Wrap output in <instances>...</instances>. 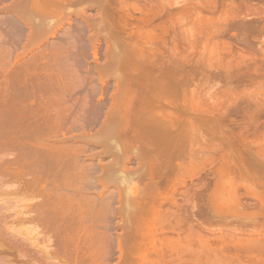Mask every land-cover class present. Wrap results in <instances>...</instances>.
<instances>
[{"label":"rangeland","instance_id":"obj_1","mask_svg":"<svg viewBox=\"0 0 264 264\" xmlns=\"http://www.w3.org/2000/svg\"><path fill=\"white\" fill-rule=\"evenodd\" d=\"M71 1L72 0H70L69 5L67 4L66 6V8L68 7L67 10L63 11V8H60V7L59 9H62L61 10L62 14H60L61 15L60 17H64L66 16V14H69L71 16V19H72L71 24L73 25L74 29L77 26H79L78 25L79 21L74 20L75 15H78L84 9L87 10L88 6H89V9L87 11L85 10L87 12L85 16L90 17L88 15H91V17H94L92 18V20L99 18L100 23L90 28L89 33L88 32L85 33L84 41L79 44H77V42H75L72 38V36L74 35L73 30L68 29L66 30L67 33H65L64 31L65 33L64 34L63 31H61L58 34L55 41L48 42V44L47 45L45 44L44 47H43L44 45L43 44L42 48H40L41 51L43 49V53L46 57L44 56L45 59L42 61L40 60V63L37 67V72H36L37 100H38L39 108L48 109V112L50 114V119H49L50 124L49 125H51V136L48 139V141L45 142L44 137H41V134H38L37 136H35L36 139H34V145H32L33 140L31 141L29 140V142H31L30 146L31 147L34 146V148H36L35 146H37L36 145V142H37V143H41L42 145L48 144L50 146H53L54 147V148L52 147L53 149H55L56 147L57 148L56 150H58V148L59 150L61 149V151L62 149H64L63 152H65L66 155L61 154V153L60 154L66 156V157L64 156L65 158L64 157L63 158L68 161L67 163L68 165L67 166L63 165L62 168H64V166L66 167L64 169H61L62 171L60 170V172L57 170H54L52 174L53 176H50L48 178V176H46L45 174H44L45 176L42 175V171H43L42 167H40V164H38V161L34 162L33 159H35L36 157L34 158L32 156L33 157L32 158L31 154L33 152L27 150V148L25 149L27 151L26 152L24 151V153L28 155L27 152L28 151L31 152L29 154L31 159L29 160L28 156L26 157L32 163L27 161L29 163L28 164L25 161L26 159H24V161L22 162L24 164L27 163L28 165L30 164L32 165L34 162L35 164L37 163L39 165L41 169L40 174L36 171L39 175H41L39 177L40 178L39 181L41 182L43 181L41 179L42 176L44 180L45 179L47 180L44 183L46 184V182H48L47 185L48 184L50 185L48 186L49 187L48 189L49 191L53 192L51 193L52 197L53 196L61 197L60 195L64 196V193H62L63 191H61L63 188H67L68 191L66 189L64 190L67 191L65 193L69 194L72 192V191L70 192V190L74 191L75 189L77 190V188L79 189L81 187V189L79 190H81L80 192L84 193L83 196L86 197V200H84V198L82 199L84 200V202L85 201L87 202L83 204L85 205L87 204L86 207L88 209V214L92 217V223H93L92 233L90 234L88 233L89 235L88 234L87 235L88 236L93 235L94 237H96L95 241L93 242V244L96 245V248L98 249L97 250L96 248H94L93 250V251L96 250V252L94 253L97 254V259L95 258L96 254L93 258L94 261L97 260V262L95 263L96 264H180V263L188 264L186 262L187 261L186 258H188L190 256V253L192 252L194 253L191 254L190 256L191 259H192V256H197V253H198L199 258L202 260L200 261V259L197 258L198 261L197 260L196 261L198 264H202L203 261L204 262L206 261L205 264H217V263L219 264H249L250 263L251 264L253 263V261L257 262V260L255 259L256 258L258 259L259 255H260L259 257L260 259L256 264L263 263L262 261H264L263 259L264 258V255H263L264 254L263 253L264 252V248H263L264 246L263 245L264 227L261 229L260 224L262 225L264 223V215H262L263 212L261 213L260 211L262 210V208H264L263 207L264 206V173H262L264 171V167L262 166L263 168H261L260 166L264 164L263 163L264 159L263 160L261 159L262 157H264L263 154H261V153H264V55H263L264 54V51H263L264 50V0H123L125 2V4L124 2L122 3L124 4L123 5L124 8L121 5H119V3L115 4L114 3L116 2L115 0H113L114 1L112 3L113 5L108 4L110 1L108 2L107 0L106 1L108 3L105 0L104 1L108 5L105 4L103 0H94V1L93 0H82V2L81 0L79 2H77L76 0H73L72 2ZM95 2L96 4L98 3L100 4L96 5L94 4ZM126 3L128 6L127 8L125 7ZM8 4L9 2H7V5ZM98 6L99 7L102 6L101 8H99L100 11L99 9L97 10ZM95 9L97 10V12H99L98 16H95V13H96L94 12ZM97 14L98 13H96V15ZM5 17H8V16L5 15ZM108 19H109V22L110 20H112V22L114 23L113 27L112 25L109 26ZM123 26L125 28L121 31L120 29L123 28ZM107 29L110 31H108ZM125 29L126 31H124ZM115 30L116 32L121 31V34H123V32L128 33L130 31L150 33V36H151L150 43L151 44L150 46L149 44L148 46L144 45V48L145 50H148L149 48H151L152 52L150 50L149 51L151 53L154 52L155 55L152 54L154 65H155V61H156V65L160 62L157 68L160 67L163 74H164V70H166L167 72L165 73V75L172 74L173 77L171 78L175 80V77H176V79L179 81L178 83L180 85H178L179 88L177 89V95H176L179 97V100H178L180 104L179 110L184 109V108H190V105L188 106L187 104H190L189 102L191 100H196V103L201 106H196L197 104L195 105V103L193 104L194 101L191 102V105L198 107V109L201 111H204L205 114L206 113L208 114L209 111L210 113H212V111L216 112L214 113V116L220 115L219 116L220 120L222 119L221 118L222 115L226 117L228 116L232 117L235 123L233 122L231 118H225V120L228 119L227 125L225 124L226 123L225 120L222 119L223 122H225L224 126L222 127H225V126L227 127L229 124L228 126L229 129L232 130L234 128L233 129L234 131L236 130L235 128H237L236 123L239 129V126L242 122H244L242 124H245L246 122L250 123L251 121L253 122V120L251 119L256 120L257 118L256 123L254 122V124H256L255 126L246 124L249 126V128H246L248 129L249 132L247 130L246 132H243V135L245 136L243 137L246 140L242 137L244 139L242 144L244 145L246 141L245 143L247 144V146L245 145L246 148H248V150H251L250 153L252 152V154L258 152L256 156L254 154L253 157L251 158L252 155L250 154L251 156H249V151L247 155L246 154L247 151H246L244 152L246 155L245 154L244 155L249 156V157L244 156L246 158L245 159L242 156L243 153L241 151V149H243L244 146L241 145L240 141L237 142L239 144V145L237 144L238 148H236L237 146H235L236 145L235 143L232 146V148L235 146V149L238 150L240 146L241 147L243 146L239 150L241 151L240 153H242L241 155L242 159L245 162H250L252 160L254 161V158H257V155L258 157L262 156V157H259V159L262 160L261 165H260V161L259 160L257 161L258 158L255 160L258 164V167L261 168L262 170L259 168H255V170L256 169H259V170L258 171L256 170L257 174H255L256 172H254L256 179L254 177H251V178H254V180L250 178L251 173L249 172L250 175H248L249 176L248 178L251 180L248 179L246 181L247 184H245L244 180L241 179V175H239L240 178H238L239 176L237 177L235 173V176L237 177L236 180H235L236 177L234 176V174H233L234 178L232 176H227L226 178L229 180V177H232V179H234L236 183L238 179L239 180L241 179L244 184L241 183L242 185H240L239 184L240 182L236 184L235 182H232L233 181L232 180L230 181L232 182L231 184H229L228 182H223L222 184L223 187H221L220 185L221 188H224L225 187L224 184L225 183L226 185L228 184L226 186L227 189H225L226 192L224 191V195H223L224 197L223 198L221 197V198H222L223 203L224 201L227 202V205H229V208H231V209L228 208L229 212L232 209L234 210L236 207L241 209V207H245V205L250 204L249 206L248 205L246 206L249 208V210H247V208H244V210L246 211V214L250 215L252 213L251 212L252 210H255L257 214L258 209L260 207V206L259 207L257 206L260 203L262 205V202L260 201L263 200V206H261L262 208L259 209V213H260L259 215H261L263 219L260 217V219L258 218L257 220V218L254 216L255 214L253 215L256 218V220L254 219L255 222L257 221L256 224H258V221H259V224L257 225L258 227H256V229L259 228L260 229L259 234L261 232L262 234L258 235L256 232L258 231V229L256 230L254 228L256 231L253 232V228L252 229L250 228L249 230H251V232L253 233L256 232V233L255 234L251 233L254 236L248 234L247 236H245L247 241H244L246 242V244H248V240H250V238L253 237L252 240L249 241V244L251 242L252 245L250 244V246L254 247L255 245V247L258 246V248L255 249L250 246H248L249 247L248 248L246 247V244L243 243V245H245V247L250 250V253L254 252L253 257L255 259L251 256V254H249L251 257H249V255H246L249 252L245 250L246 248L244 249L242 247L243 248L242 250H245L243 251L244 253L242 252V250L240 251L242 255L240 254V252L238 253V249L240 248V246H242V244H238L236 242H238L239 240L243 241L245 237L243 238L241 237V239L238 237L236 242H235L236 238L227 239L229 240L228 243H230V241L232 242L231 239H233V242H235V247L237 248V250L236 251L234 250L235 251L234 253L232 251L233 248L231 252L229 251L231 247H234V246L230 245L231 246L230 248L229 247L226 248V245L228 246V243H226L225 245L224 244L225 241H222V240H221L222 241L221 244H224L222 245L223 249L219 251V248L222 246H220V243H216V242H219L218 238L216 242L215 240H212L211 238V240L214 243L210 240H209L210 243L208 241L207 242L204 241L205 242L204 244L205 246H204L202 244V241L195 240L196 236H194L195 238L193 239H192V236H190L191 243L190 242L188 243L187 241L186 242L182 241V238L185 236L184 234H181L184 236H181V235L179 236L180 238L182 237L180 240L177 234L171 232L170 230L169 231L167 230L163 234L154 235L153 239L157 237L154 242V244H156V247H154L155 245L152 244L153 242L151 243L150 240L146 239V238L149 239V237H151L149 236L150 234L148 235V237H145V239L139 238L136 240V242H138V240L139 242L140 240H146V241H141L140 243H135V241H133L131 237L129 236L128 229L132 228L133 226L137 227V225L139 229H143L145 231L144 232L141 230V232H143L144 234L145 233L148 234L149 229H153L151 228L153 223H149L147 221L149 219L148 216H147L148 219H146L145 216H144L145 219L142 217L144 219V220L142 219L143 222H141V219H140L139 220L140 223L137 222L138 224H135L136 222L133 219H131V221L135 222V223L134 222L131 223L130 217H129L130 213L128 210H126V207L124 204L123 185H121L117 181L116 183L111 182L109 175L113 171H123L127 175V177H131L132 179H136V177H139L140 179H142L145 174V172L143 171H146V169H144V167L143 169L137 168L134 162H131V164H127V159L129 157L131 158L132 156L129 155L127 149H124L125 146L123 147V150L118 151L117 155H120V153H122V155L126 153L127 154L124 155L125 157L122 155H120L121 157H119L116 155L117 151L114 153L115 149L113 148V145L110 141L109 142L111 144L107 142L109 145L107 143L106 144L104 143V146L102 145L101 140L103 136L105 135V129L111 127L110 124L114 122L116 118L118 117V113L121 107L120 103L122 102V100L120 101L119 98H114V101L112 103L113 104L112 108L110 109H103L100 107H96L93 104L92 99H90L92 96L91 88L94 84H96L95 82L97 81L98 78H104L105 76H107V74L99 73L100 74L99 75L95 72V70H93L95 65L93 64V61H92L91 52H90L91 50L89 49L88 44L86 43V39H88L87 37H90V38L103 37L108 34L107 32H111L110 34L115 35L114 38L119 41L120 40L119 36L121 37V34H117ZM8 32H9L8 27L6 28V25H3V30L0 29V61H1L0 64L1 65L5 63L6 64L11 63L9 61H12L11 59L13 58V56H15L16 53L21 51L18 48H16L17 46L15 45V42L12 36ZM21 32L22 31H20L19 35L21 34ZM23 32H25L24 29H23ZM246 32L248 33L249 36L247 35ZM242 34H244L245 37L242 38L241 36ZM126 38H123V36L121 37V39H124L123 42H125L126 45L125 43L121 42L120 46L123 44L127 46V44H129V40L128 42H126L127 40ZM77 46H79L80 48L83 47L82 49H84L85 47V49L82 50L81 52L83 54L82 56L80 55L81 57L79 56L80 52L77 53L78 56L76 55ZM129 46H131V43L127 47ZM101 47H103V44ZM131 47L133 48L134 46H131ZM240 47L243 49L246 48V52L243 54L239 52L238 48ZM100 49L102 50L103 48H100ZM125 49L127 48L125 47ZM127 51H129V48L127 49ZM239 54L242 55V57ZM244 54L246 56H244L243 58ZM103 63H104V60L101 59V61L99 60V63L97 66L99 67L103 65ZM157 68H156V73L159 72ZM161 70H160V73H161ZM170 76L171 75H168V77ZM104 79H107V78H104ZM181 83L182 84L184 83L183 85L185 87L183 85L181 86ZM180 86L181 88L182 87L183 88L181 89ZM215 104H217L216 106H219V108L216 107ZM199 107H201V109ZM214 107L215 109L218 108L219 110L218 109L213 110ZM240 110L241 111L244 110L243 113L248 112L246 114H249L250 116L248 115L249 117L245 118V116L247 115L246 114L242 115ZM254 113L255 114L257 113L256 114L257 116L256 115L251 116V114L254 115ZM212 114H208L209 118L211 117ZM184 116L185 114L184 115L182 114L183 118ZM185 117H186L185 120L186 119L188 120V118L194 119V117H199V116L197 114L190 113V114H187ZM207 117H204L206 122H207V119H206ZM105 118L106 120L108 118V123H106V125L104 126L102 125L101 127L100 124L101 122L105 121ZM214 119H217V118L214 117ZM229 119H231L232 121L230 122ZM212 120L209 122H212ZM248 120H251V121H248ZM238 121L239 122L241 121L240 124L238 123ZM223 122H221L222 125H223ZM198 124L199 125L195 124L196 126L195 128L197 129V132H199L198 130L201 131L200 134H202L203 138L205 135L207 136L208 134H210V131H208L209 130L208 128L210 126H213L212 123H210L212 125L208 123L207 125L208 127L205 125L207 128L200 123ZM39 125H40L39 126L40 128L42 124H39ZM201 126L203 128H200ZM252 127L254 128L252 129ZM46 129H44L43 131L46 132ZM223 129L226 131V128H223ZM39 130H41L42 132V128H40ZM207 132L209 133L207 134ZM247 132L249 134H247ZM61 135H65L64 136L65 141L62 140L63 137ZM193 135L196 138V139L195 138L191 139L192 141L194 140L193 143L195 144L197 143L198 146L200 144V147H198L197 144L194 146V148L197 151H198V148L199 150H201L199 154H196L197 156L194 154V155H189L188 157V155L185 156V154H183V157L180 156V158L179 156L161 157V159L169 160L171 163L170 168L166 172V178L167 179L173 178L175 171L172 170L171 167L175 166L176 164H179V162L183 160L184 162L181 161L180 163H182L184 168L186 167L188 169L195 168V169H198L199 171L204 168L203 169L204 171L201 170L200 171L201 173L197 174V177L195 178L193 177L191 181L188 179L186 180V183H185L186 187L189 189L195 188L201 182L206 181V183L208 182L207 190L208 192L211 193V191H214V190L216 191L218 188H220V187L218 188L214 187L215 188L214 189L212 185L214 183L213 180L215 179L214 177L215 174L213 175V173L216 172V168L218 167V164H219L218 163L219 155L215 153L216 154L214 156L215 159H213L212 157L210 158L209 157L210 153L212 154L211 150H209V152H205V149L204 150L201 149L202 148L201 145L203 147L204 145L207 146L205 144L206 142H203L205 140H202L203 138L201 135L200 137L202 139H200L199 133L195 134L194 132ZM209 136L211 135H208V137ZM195 140H197V142H195ZM207 140L210 143L211 137L207 138ZM26 144H30V143H26ZM42 145L38 146V148H40ZM105 145H108V148ZM30 146H28V148ZM110 148H113L114 150ZM209 148L212 149L211 146ZM232 148L231 150L234 149ZM2 151L0 152V161L15 160L14 158L15 153H13V151L11 150H9V152L7 150H4V152ZM102 152H104V154H101ZM98 153L100 154L101 158L98 157ZM231 153H232L231 154L232 156L235 155V157L237 156L240 157V155L236 156L238 152H236V154H233V151H232ZM259 153L261 155H259ZM16 154H18V152H16ZM23 156L24 155L22 154V157ZM235 157L234 159H239ZM198 158L200 159V162L202 164L200 162L196 163L197 161H199ZM97 160H100V163L98 164L104 166L103 170L97 169ZM191 161H193V163ZM202 161L205 163L204 166H203L204 163ZM20 163L16 165H18L19 167V165H21ZM23 163L22 165H24ZM37 164L35 166H37ZM16 165L15 166L10 165V166H12L13 169L15 170L14 167H16ZM35 166L32 165L31 167L34 169L39 168ZM20 167L19 169L17 167L16 168L20 170ZM31 167L29 166L27 169L26 166L24 165L22 169L31 170L32 169ZM95 167L96 169L94 171ZM187 168L184 170V173L187 171L185 177H189L187 176L189 172ZM18 170H15V171H18ZM198 170L196 171V173H199ZM245 170H249V168L248 169L246 168ZM245 170L236 171V172H238V174L240 172L243 178V175L247 173ZM13 171H10L11 174H6V175L0 174V264H65L64 262L59 261L58 259H54L50 257L54 248L52 247V243L47 241L46 236H44L41 233L40 231L41 229L37 228L36 232L33 233L37 235L36 238L38 240L36 241V245L34 244L35 243L34 240H31V241L29 240L31 239V236H34L33 234L29 237H26L24 234L21 233L23 230V227H20V225H18L17 220H19L18 218L21 216L23 218H26V215H19V214L17 215L16 212L17 211L19 212V210L21 211V209L22 211L24 210L22 206L24 204H27L28 201H30L31 199H33L35 192H37V190L41 188L40 186L43 184V182L42 184H40V186L38 185L37 187L36 185H33L37 182L39 184L38 180H36L37 182L34 183V180H33L34 178H32V175L34 174V172L33 174H28L29 172L27 173L26 171H23V172L19 171L16 173H13ZM50 173L51 172H49L48 174ZM191 173H192V170H191ZM193 174L195 173L193 172ZM254 174L252 175L254 176ZM39 175H35V179H38L37 176ZM256 176L259 177V179ZM226 178H223V179H226ZM31 179L33 183L30 182ZM259 180L261 184L260 182H258ZM29 182L31 184H28ZM141 183L143 184V182ZM220 183H222V180ZM142 184L140 185L141 187H142ZM232 184L239 186V187L242 186L241 188L236 187L238 189V192H237L238 195L241 196L242 194H244L242 195L241 199H238V200H241L240 201L241 204L238 203L239 201L234 199V197H236V199L239 198L238 195L234 196L237 189L236 191L233 190L234 188L231 189V192L232 190L233 192H235V193L232 192L233 194L231 193L234 197L232 195L230 196V193H228V191H230L228 190V187L230 185L234 187V185ZM248 184L250 185L249 187H251L250 188L251 190L248 189L249 188L247 186ZM47 185H44L45 188H47L46 187ZM217 185L215 184V186ZM103 186L107 190L110 189L112 191L114 187L118 190V194L115 193L116 195L114 196L113 206H111L109 202V192H106V189ZM243 186H245V188L248 187L247 193L249 191L252 194L250 197H248L247 195L245 196L246 191L244 190ZM59 187L62 189L60 190ZM82 187L84 189H82ZM254 187L258 190H256ZM102 188H104V193L106 192L104 195L102 194L103 193ZM49 191L47 192L50 194ZM218 191H221L219 192V194L220 193L222 194V189L220 190L218 189ZM97 192L100 193L99 195H102L101 200H98V201H97L98 198L95 197V194L96 196L98 194ZM183 192H184V187L178 186L176 188V192L171 193V196L174 199H176L178 210H179L180 205H181L180 209H186V206L182 202V199L184 197ZM255 192H258V194L260 193V196L262 195L261 197H263V199L259 200L260 197ZM56 193L58 194L56 195ZM37 194L38 193H36V195ZM256 194L259 197L258 199L259 201H257L258 204L256 203L257 196L254 197ZM213 195H215V193ZM69 196L71 195L69 194ZM220 196L217 194V198L219 197L220 199ZM65 197H66V194H65ZM232 198L235 200V203H233ZM253 198H256V199L253 200ZM35 199L34 201H40L39 199L38 200H35ZM219 199L215 201H221ZM34 201L32 203H36ZM88 201L91 203H89ZM236 202L239 205H242V204L243 205L239 207L235 205L236 207L232 208L234 207L233 205L236 204ZM2 203L4 204L2 205ZM215 203H216L215 206L218 205V202H215ZM232 203L233 205H231ZM28 204H31V203H28ZM219 205L221 204L219 203ZM224 205L226 204L224 203ZM167 206L168 205L165 204L164 207H162V210H165ZM218 207L220 208V206ZM225 207L223 206V208ZM255 207H257L258 209ZM228 209L225 210V213H228L226 212ZM241 210L239 211L237 210V211L240 212ZM244 210H242L240 213H237V211H235V214H238L237 215L238 218L235 217L236 218L234 219L235 221L229 218V221L231 222L233 221L232 223H234L237 221V219L239 220V217H243ZM242 212L243 214H241ZM248 212H251V213H248ZM195 213L196 215H200L198 212H195ZM210 213L208 212V216L210 218L209 220H211L212 216H215V215H212V213H211L212 216H210L209 215ZM231 213L233 214V212ZM239 215H242V216H239ZM249 215H247V217ZM259 215H257V217ZM208 216L206 215V217ZM223 216L220 217L222 218L220 220H219V217L218 219L214 218L215 220H217L214 222H212L213 221L212 219L211 223L215 224V222L217 223L218 220L222 221ZM229 216H224V219ZM230 217L232 218V216ZM247 217L246 218L243 217L242 219L246 222L245 219H247ZM204 220H208V218ZM249 220L247 219V221ZM224 221L225 220H223L222 222ZM209 222L205 221V223L210 224ZM225 222H228V218L226 219ZM255 222L253 221L254 225H255ZM156 223L158 224V222ZM84 224H85L84 227L88 226L86 224V221ZM214 224H211L213 225V228L211 225L210 226L208 225V227L212 228L213 230L214 228H216L214 226L217 225V224L215 225ZM224 224L220 226L222 227L224 226ZM230 224L231 223H228L227 225L230 226ZM218 225L217 227H219ZM247 225L248 223L246 224V226ZM251 226L253 227V225ZM29 227H32V226H29ZM155 227H159V225ZM249 227L250 225L248 226V228ZM228 229L226 228L225 230V227L224 229L223 227L222 228L219 227V228L214 229L213 233L215 231L214 234L219 235L217 231L221 230L222 234L225 232L226 234L224 233V235H228L229 233L227 232H230ZM246 229L244 228L242 230L245 231ZM247 230L246 232H248ZM36 233H39V234H36ZM208 234L209 233H207V236ZM242 234H244V232ZM204 235H206V232H204ZM218 235L215 237H218ZM257 235L259 237H257ZM177 237L180 241H178ZM205 237H201V238L197 237V238L198 239L200 238L202 240V238H205ZM186 238L183 240H186ZM255 238L256 239L259 238L257 240L258 241L260 240L259 242L261 246L259 242L255 240ZM181 241L182 243L184 242V244H182V247L180 243ZM199 241L201 242L200 244L196 243ZM233 242L231 244L234 245ZM206 243L208 244V246L206 245ZM134 244H138L137 245L138 247L135 246ZM236 244H238L239 248L237 247ZM187 245L188 246L190 245L189 247L192 252L190 251V249L186 250L187 248H189L187 247ZM209 245L211 246V248ZM133 246L136 248L135 253H133L132 251ZM183 247L185 248L184 251L182 249ZM261 249L263 252H260ZM223 251L225 252L228 251L231 256H233L232 254L234 253L236 258L239 255L242 257L245 255L246 256L245 258L239 257V259L234 261L236 259V258L234 260L232 259L234 258V256L230 257V255L229 256L227 254L225 255V252ZM220 252H222L223 254H221ZM256 253L258 254V256L256 255ZM261 254L263 255V257ZM181 255H184V257ZM129 256L131 257L129 258ZM224 256L225 257L227 256L226 257L227 259ZM190 257L188 259L192 261L193 264H197L195 261L196 258L193 257V259L191 260ZM246 257H249L248 259H250L251 262L249 263L245 262L244 259L247 260ZM229 260L231 261L229 262ZM232 260L234 262H232ZM190 261H189V264H192Z\"/></svg>","mask_w":264,"mask_h":264},{"label":"bare ground","instance_id":"obj_2","mask_svg":"<svg viewBox=\"0 0 264 264\" xmlns=\"http://www.w3.org/2000/svg\"><path fill=\"white\" fill-rule=\"evenodd\" d=\"M76 1L79 2L80 0H76ZM105 1L103 0V2H105ZM107 1L108 2L110 1V2L108 3ZM107 1L106 2L108 4L113 5L112 4L114 2L113 0H107ZM115 1H116V2H114L115 4L119 3V5H121L122 7L125 4V2L123 0H122V2H121V0H118V1L115 0ZM7 2H9L8 5H7ZM69 2H70V0H0V15H1V17H0V29L3 30V25H6V28L8 27V30H9L8 33L12 36V38L15 42V45L17 46L16 48L21 50L20 52L16 53L15 56H13V58L11 59L12 61H9L11 63H7V64L5 63L2 65L0 64V152L2 150H3L2 152H4V150H7L8 152H9V150H11V151H13V153H15L16 156L18 155L17 157L14 155L15 160H13V161H9V160L8 161L7 160L0 161V163H1L0 164V174H3V175L11 174L10 171H13L14 169L10 165L15 166L16 164H18L20 162H21L20 163L21 165H19V167L21 166L20 170H18L19 167H18V165H16V167L18 169L16 167H14V168H15V170H18V171L14 170L15 172L13 171V173H16L19 171L20 172L26 171L29 166L30 167L32 165L35 166L37 163L35 164L34 162L38 161V164H40V167H42V170L44 171L46 169L44 171V173L42 171V175L45 174L49 178L50 176H53L52 174H53L54 170H57L60 172L61 169H64L68 165L67 164L68 161L64 159L66 157L65 152H63L64 149H62V151H61V149L59 150V148H58V150H56L57 149L56 147H55V149H53L54 148L53 146H50L48 144L42 145L41 143H37V142H36L37 146H35L36 148H34V146H32L33 147L32 148L30 146L31 142H29V140L30 141L33 140L32 145H34V139H36L35 136H37L38 134H41V137H44L45 142H47L51 136V125H49L50 124V122H49L50 114L48 112V109L39 108V104H38V100H37V88H36L37 67L40 63V60L42 61L46 57L43 53V49L41 51L40 48H42L43 44H44L43 45V47H44L45 44L46 45L48 44V42L55 41L58 34L61 31H63V33L65 31V33H67L66 30H68V29L73 30L74 35L72 36V38L75 42H77V44H79V43L84 41L85 33H87V32L89 33L90 28H92L96 24L100 23L99 18L92 20V18H94V17H91V15H88L91 18L85 16L87 13L86 11L89 9V6H88L87 10L84 9L78 15H75L74 20L79 21L78 22L79 26H77L74 29L73 25L71 24L72 19H71V16L69 14H66V16H64V17H60L61 16L60 14H62V11H61L62 9H59V7L63 8V11H65L68 8V7L66 8V6H67V4L69 5ZM81 2H82V0H81ZM106 2H105V4H107ZM123 2H124V4H122ZM94 4H96V2ZM98 4H100V3H98ZM98 4H96V5H98ZM99 6H98L97 10L102 7V6L101 7H99ZM125 7L126 8L128 7L127 3L125 5ZM57 8H58V10H57ZM91 9H92V7H91ZM95 10H94V12L98 13L97 15L95 13V16H98L99 12H97V10L96 11ZM99 11H100V9H99ZM5 15L8 17H5ZM109 19H108V22H109ZM112 23H113L112 20H110L109 26L112 25V27H113L114 23L113 24ZM107 25H108V23H107ZM64 26H65V28H64ZM124 28L125 27L123 26V28H121L120 30L122 31ZM23 29L25 30V32H23ZM20 31H22V32L19 35ZM108 31H110V30H108ZM121 31L116 32V30H115V32L117 34H121ZM124 31H126V29ZM107 33L108 34L107 35L104 34L105 36H103V37H95V38L87 37L88 39H86V43L88 44V47L91 50L90 52H91L93 64L95 65L93 70H95V72L97 74H99V73H106L107 74V76L104 77L107 79L98 78L97 81L95 82L96 84H94L92 86V88H91L92 89L91 90L92 96L90 99H92L93 104L96 107H100L103 109L112 108V105H113L112 103L114 101V98H119L120 101L122 100V102L120 103L121 107H120V111L118 113V117L116 118V120L114 122H112L110 124L111 127L105 129V135L103 136L101 142H102L103 146H104V143L105 144L107 142L109 144L112 143L113 148L115 150L113 148H110V149H113L114 153L117 151L116 155L118 154V151L123 150V147L125 146L124 149H127L129 155L132 156L131 158L130 157L129 158L127 157L128 159L126 158L127 164H131V162H134L135 165L137 166V168L143 169V167H144V169H146V171L142 170L143 172H145V174L143 173L144 176L142 179H140L139 177H136V179H132L131 177H127V175L123 171H113L109 175V177L111 179V182L116 183V181H117L121 185H123L124 204H125L126 210H128L130 213V215H129L130 221H131V219H133L136 222L135 223L134 221H131V223L134 222L135 224H138V223H140L139 222L140 219H141V222H143L142 219L145 216L146 219H148V217H149V219L151 220V221L149 219L147 220L149 223H153V225H155V226L159 225V227H155L152 224H150V225H152V227L150 225L149 226L153 229H149L148 234L147 233L144 234L143 232H141V230L142 231H144V230L139 229L138 225H137V227L133 226L132 228L128 229L129 236L131 237V239L133 241H135V243H140L141 241H146V240H140V242H139V240H138V242H136V240L139 238L145 239V237H148V235L150 234L149 236H151L152 238L149 237V239L148 238H146V239L150 240L151 243L153 242L152 244L155 245L154 247H156V244H154V242H155L157 237L155 236L156 238L153 239L154 235L163 234L167 230L168 231L170 230L171 232L176 233L178 237L181 234H184L185 236L181 235V236H184L183 238L181 237L182 241H184V242L187 241L189 243L191 240L190 236H192V239L195 238L194 236H196L195 240L196 241H198V240L202 241V244L204 245L205 242H207V241L209 242V240L210 241L215 240V242H216L217 238H218L219 242H216V243H220V246H222L224 244L226 245V243H228V241H229L227 239H230V238H233V239L236 238L235 239V242H236L238 237L241 239V237L243 238V237L247 236L248 234L253 235L256 232L258 235L262 234L261 231H260L261 233L259 234V230H260L259 228H257L258 231H256L257 230L256 227H258L257 225L259 224V221H258V224H256L257 221L255 222L256 218H257V220H258V218L260 219V217L263 219V217L261 215H259L260 214L259 209H261L262 208L261 206H263V200H261V199H263V197H261L262 195L260 196V193L258 194V192H255L260 197V199H259L257 194L254 196V197L257 196L256 197L257 198L256 203L258 204L257 201H259V200H261L260 202H262V205L260 203L257 206V207L260 206L259 209L257 207H255L258 209V213L256 214L255 210H252V209H251L252 213L248 212V213H251L252 216L255 214L254 216L256 218L254 216L252 217L251 214L250 215L246 214V211L244 210V208H247V210H249V208L246 207L248 204L245 205V207H241V209L244 210L243 211L244 214H243V212L241 213V214H243V217L246 218L247 215H249L247 217V219L249 220V218H250L249 221H247V219L244 218L246 220V222L248 223V225L246 226L247 223L242 219L243 217H239V220L242 219L241 221H239L237 219V221H238V222L236 221L237 224H236V222L232 223L233 221L232 222L229 221V218L231 220L236 219L235 217L238 218V216H237L238 214H235V211H237V210L239 211L241 209L237 208L235 205H237L238 207L243 205V204L242 205L238 204L241 201L238 199H241L242 195H244V194H242L241 196L237 194V192H238L237 188H241L242 186L239 187V186L232 184V185H234V187L231 185L228 187V190H230V191H228V190L227 191H228V193H230V196L233 193H235V192H233V190L236 191V189H237L234 196L238 195V197H239L236 199V197H234L232 195L234 197V199L239 201V202L238 203L236 202V204L233 205V203H235V200L232 198L233 203L231 205H233L234 207H232V206H230V207H232V208L236 207L237 209L236 208H235L236 210L232 209L230 212H229V209H231V208H229V205H227V202L224 201V203L226 204V205H224V203L222 201V198L224 197L223 196L224 191L226 192L225 189H227L226 186L228 184L226 185V183H225L224 184L225 187L221 188V187H223V185H222L223 182H228L229 184H231L232 182L236 183L235 180L237 179V177L239 175H241V179L244 180V183L247 184L246 181L249 179L248 178L249 177L248 175H250L249 172L251 173L250 178L251 177L255 178V174H257V171L264 167V164H263L264 162L262 163L263 165H261V161L264 159V157H262V156H259V157H262L261 158L262 160L259 159V157L257 155L258 159L254 158V161L252 160L250 162H245L242 159V156L244 157L246 154L248 155V151H249V156L252 155L251 158L253 157L254 154L256 156V154L258 153V152L254 153V154H252V152L250 153L251 150H248V148H246V146H247V144H245L246 141H245L244 145L242 144L244 139H245L243 132H246V130L248 131V129H246V128H249L248 125H254L255 126L256 124H254V122L256 123L257 118H256V120L251 119V120H253V122L251 120H248V121H251L252 124H251V122L247 123L246 121H245L246 122L245 124H242L244 122H242L240 124L241 121L240 122L238 121V123L240 124L239 129H238V125L236 123L237 128H235V129L236 130L238 129V130L234 131L233 130L234 128L232 130L229 129V127H228L229 124L227 126L228 128L226 126L222 127V126H224L225 122H226L225 124L227 125L228 119L225 120V118H231L232 119V117H230V116L226 117V116L222 115L221 118L225 120V122H223V120L222 119L220 120V118H219L220 115L214 116V113H216V112H213L211 110L213 114L210 113V111L208 114H212L213 117L211 115V117L209 118L207 113L205 114V112L199 110L198 107L191 105L192 101H194L193 104L195 103V105H196L197 104L196 100H191L189 102L190 104H187L188 106L190 105V108H184V109L179 110V105H180L179 101H178L179 97L176 96L177 95V89L179 88L178 85H180L178 83L179 81L176 79V77H175V80H173L171 78V77H173L172 74L167 73L168 75H171L170 77H168V75H165V73L167 72L166 70H164V74H163L160 67L157 68V66L160 62L156 65V61H155L156 66L154 65L153 55H152V54H154V52L151 53L152 52L151 48H149V49L147 48L148 50H145V48H144V45L148 46V44H149V46H150V44H151L150 43V40H151L150 33H148V32L142 33L139 31H130L128 33L123 32V34H121V37L122 36H123V38L127 37L126 38L127 40L125 39L126 42H128V40H129V44L131 43V46H134L133 48L131 46L127 47L129 44H127V46H125L126 43L123 42L124 39H121L120 36H119L120 40L118 41L117 39L114 38L115 35L110 34L111 32H107ZM247 35H248V33H247ZM241 36H242V38L245 37L244 34H242ZM130 40H132V41H130ZM21 42H23V43H21ZM121 42L125 43V45L123 44L124 47H123V45H121L122 47L120 46ZM102 44H103V47H101ZM78 47L79 46L76 47V50H77L76 55L78 52H80L79 56L80 55L82 56L83 54L81 52H82V50L85 49V47H84V49H82L83 47H81V48L80 47L78 48ZM125 47L127 49L129 48V51H127V49H125ZM130 47L132 50L130 49ZM100 48H103L102 49L103 51ZM238 49H239L238 51L241 52L242 54L246 52V48L243 49L240 47ZM240 56L242 57V55H240ZM244 56H246V55L244 54L243 58H244ZM101 59L104 60V63H103V65L98 67L97 65L99 63V60L101 61ZM155 60H156V58H155ZM156 68L159 70V72L157 70L158 73H156ZM160 70H161V73H160ZM183 84L181 83V86ZM108 85H109V87H108ZM181 86H180V88H181ZM95 96H97V97H95ZM216 105L217 104H215V106ZM196 106H201V105L197 104ZM241 106H239V107H241ZM216 107L219 108V106H216ZM199 108L201 109V107H199ZM241 108H243V107H241ZM241 108H239V109H241ZM217 109H215V107H214L213 110H217ZM243 112H244V110L241 111L242 115L248 113V112H245V113H243ZM190 113L197 114L199 117H194V119L188 118V120L186 119L187 120L186 121L185 116L187 114H190ZM182 114L183 115L185 114L184 118L182 117ZM217 114H218V112H217ZM256 114L255 113H254V115L251 114V116H255ZM204 115H206V116H204ZM246 115L247 116L244 115L245 118L250 116L249 114H246ZM244 116H242V117H244ZM204 117H207L206 118L207 122L209 124L212 123L213 126H210V125H212V124H210L209 126L211 128L209 127L208 128L209 130L207 129L208 131H210V134H208L209 132H207V134L211 135V136L208 137V135L207 136L205 135L203 138L202 134H200L201 131L198 130L199 132H197V129L195 128L196 127L195 124L199 125L198 123H200L204 126L205 125L207 126L208 123L206 122ZM214 117L217 119H214ZM208 119H210V120H208ZM231 119H229L230 122L233 120V119L232 120ZM211 120H212V122H209ZM205 122H206V124H205ZM221 122H223V125ZM233 122H234V120H233ZM106 123H108V118H107V120L105 118V121L101 122V124H100L101 127H102V125L103 126L106 125ZM39 124H42L40 127V128H42V132H41V130H39L40 129ZM246 124H248V125H246ZM200 128H203V127L201 126ZM223 128H226V131ZM253 128L254 127H252V129ZM44 129H46V132L43 131ZM194 132H195V134L199 133V137L201 135L203 138L202 139L200 137V139L205 140L203 142H206L205 144L207 146L212 147V149H210L209 147H207L205 145H204V147L201 145V147H202L201 149L202 150L205 149V152H209V150H211L212 154L210 153V156H209L210 158L212 157L213 159H215L214 158V156L216 155L215 153H217V155H219L218 156L219 162L217 161L219 163L218 167L216 168V172L213 171L214 172L213 175L215 174V176H214L215 179L213 177L214 183L212 185H213V188L214 187L218 188L221 185V187L218 188L219 190L222 189V194L220 193L221 196L219 194V192H221V191H218L217 188H216L217 189L216 191L214 190L215 192L214 191H211V193L208 192V190H207V183L208 182L206 183V181L201 182L195 188H191V189L187 188L186 184H185L186 180L188 179L191 181L192 178L197 177V174H200L201 173L200 171L203 170L204 168L199 171L198 169H195V168L188 169L186 167L190 173L188 172V174H187V176H189V177H185L187 171L184 173V170L186 168H184L182 163H180L183 160H181L179 162V164H176L175 166L171 167V169L175 171L173 178L172 179L166 178V172L170 168L171 163L169 160L161 159V157L179 156V158H180V156L183 157V154H185V156L188 155V157H189V155H194V154L196 155V154H199V152L201 151V150H199V148H198V151L194 148V146L197 143L195 144V143H193L194 140L193 141L191 140V139L195 138L193 135ZM205 132H206V130H205ZM248 132H247V134H249ZM203 135H204V133H203ZM61 136L63 137L62 140L65 141V139H64L65 135H61ZM206 137L207 138L211 137L210 143ZM239 141H240L241 145H243L244 148H246V149H244V148L241 149L243 155H242V153H240L241 151L239 150L243 146L242 147L240 146L238 150L235 149V146H237L236 148H238L239 144L237 142H239ZM195 142H197V140H195ZM26 143H30V144H26ZM200 143H202V142H200ZM234 143L236 145L233 147L234 148L233 149L232 146L234 145ZM202 144H204V143H202ZM40 145H42L41 146L42 148L41 147L38 148V146H40ZM108 145H105V146L108 148ZM25 146H27V147H25ZM28 146H30V147L28 148ZM197 146H198V144H197ZM198 147H200V144ZM26 148H27V150L34 153V154L33 153L31 154V157L32 156L34 158L36 157L35 159H33L34 162L32 165L31 164L28 165L29 163L27 161H29L31 159V157L29 156V154L31 152L28 151L27 152L28 155L25 154L24 151L25 152L27 151V150H25ZM207 148H209V149H207ZM231 148L233 150H231ZM194 149L198 153H196L194 151ZM127 150H126V152H127ZM234 150H236V151H234ZM232 151H233V154H236V152H238L239 154L237 153L236 156L240 155V157L239 156L235 157V155L232 156L231 155ZM246 151H247V153L245 154L244 152H246ZM16 152H18V154H16ZM60 153L65 154V155H61ZM22 154L24 155L23 156L24 158L22 157ZM101 154H104V152H102ZM126 154L122 155V153H120V155H122V156H124ZM261 154H263V156H264V153H261ZM261 154L259 153V155H261ZM120 155H117V156L121 157ZM26 156H28L29 160L27 159ZM96 156H97V154H96ZM249 156H245V157H249ZM21 157H22V159H21ZM98 157L101 158L99 153H98ZM193 157H195V156H193ZM200 157H202V156H200ZM234 157L239 158V159H234ZM203 158H205V157H203ZM24 159H26L25 161L28 164L27 163L24 164L22 162V161H24ZM256 159H257V161L258 160L260 161V165H261L260 167L261 168L258 167V164L255 161ZM198 160L199 161H197L196 163L200 162L199 158H198ZM191 162L193 163V161H191ZM22 163L26 166L27 169H25V170L22 169V167L24 166V165H22ZM30 163H32V162H30ZM98 163H100V160H97V169L103 170L104 166H102ZM38 164L35 167L38 168L39 167ZM27 165H28V167H27ZM63 165H66V166H64V168H62ZM204 165H205V163L203 164V166ZM40 167L38 168L40 171L38 169H34L31 167L32 169L31 170L29 169L26 172L27 173L29 172L28 174H33V172H34L35 175H39L41 172ZM246 168L247 169L249 168V170H245ZM255 168H259V169H256L257 170L256 171ZM21 169H22V171H21ZM95 169H96V167L94 168V171H95ZM250 169L252 172L250 171ZM191 170H192V173H191ZM197 170L199 173H196ZM242 170H245L247 172L246 174L243 175L244 179L242 178V174H240V172H239V174H238V172H236V171H242ZM47 171L51 172L50 173L51 175L48 174L49 172H47ZM30 172H32V173H30ZM46 172H47V174H46ZM193 172L195 174H193ZM254 172H256V173L254 174ZM235 173H236L237 177L235 176ZM258 173H260V172H258ZM262 173H264V171ZM191 174H193V175H191ZM233 174L236 177L235 180L232 179ZM252 174H254V176ZM33 175H32V178H34L33 179L34 183L37 182L36 180L39 181V179H40L39 177L41 175L37 176L38 179H35V175L34 176ZM227 176H232V177H229V180H228L226 178ZM42 177H41V179L43 180L42 181L43 184L41 181H39V184H38V182L33 184V185H36L37 187H38V185L40 186V184H42V185L40 186L41 188H39L40 191H39V189L38 190L35 189V190H37V192L34 191L35 194L33 196V199H31L32 201L31 200L28 201V203H31V204H28V203L24 204L22 206V208H24V210L22 211V209H21V211L19 210V212L18 211L16 212L17 215L18 214L19 215H26V218H23L22 216L21 217L18 216L19 220H17V223H18V225H20V227H23L22 232L21 231L20 232L22 234H24L26 237H29L33 233L36 232L37 228L41 229L40 230L41 233L44 236H46L47 241L51 242L52 247L54 248L52 254L50 255L51 258L58 259L59 261H62L65 264H94L95 262H97V260L94 261V259H93L95 254H96V253H94V252H96V250L93 251L94 248H96V245L93 244L96 237H94L93 235L88 236L90 233H92L93 223H92V217L88 214V209L86 207L87 204L86 205L83 204V203H87V202L86 201L84 202V200H86V197L83 196L84 193L80 192L81 190H79V189H81V187L79 189L77 188V190L75 189L74 191L70 190V192L72 191L71 192L72 194L69 192L68 193L71 196H69V194L65 193L68 191L67 188L62 189L59 187L60 190L62 189L61 191H63L62 193H64V196L60 195V193H59V195L61 197H56V196L52 197L51 193H53V192L49 191V189H48L49 188L48 186H50V185L49 184L47 185L48 182H46V184H45L44 182L47 180L46 179L44 180ZM223 178H226V179H223ZM238 178H240V176ZM254 178H251V179L254 180ZM257 178L259 179V177H257ZM220 179L222 180V183H220L221 182ZM241 179L240 180L238 179L239 181L237 180L236 184H238L239 182H240L239 183L240 185L244 184ZM251 179H249V180H251ZM219 180H220V182H219ZM230 181H232V182H230ZM30 182L33 183L32 179ZM30 182L28 184H31ZM141 182H143V184ZM258 182H260V180ZM141 184H142V187L140 186ZM215 184L216 185L218 184V185L215 186ZM249 184L247 185L248 187L250 186ZM260 184H261V182H260ZM44 185H47L46 186L47 188H45ZM178 186L184 187V192H183L184 197L182 199V202L186 206V209H180V207H181V205H180L179 210H178L176 199H174L171 196V193L176 192V188ZM245 186H243L244 190L246 191L245 192L243 190L245 192V196L247 195L248 197H250L252 194L249 191L247 193L248 187L245 188ZM104 188H102V191H103L102 194L104 195L106 192H109V202H110V205L113 206L114 196L116 194H118V190L115 187L113 188L114 190L112 189V191L110 189H108L109 190L108 191L105 188L106 192L104 193ZM232 188H234L232 190L233 193L231 192ZM250 188L251 187H249L248 189H250ZM64 189H66L67 191H65ZM82 189H84V188L82 187ZM256 190H258V189H256ZM47 191H49L50 194ZM113 191H115V192H113ZM36 193H38V194L36 195ZM214 193L216 196L213 195ZM57 194L58 193H56V195ZM65 194H66V197H65ZM99 194L100 193H98L97 196L95 194V197L98 198L97 201L101 200V198H102V195H99ZM217 194L220 196V199H219V197L217 198ZM82 198H84V200ZM256 198H253V200H255ZM34 199L35 200L39 199L40 201H34ZM218 199L221 200L222 202L221 201H215ZM33 201L36 203H32ZM215 202H218V205L215 206V204H216ZM89 203H91V202H89ZM219 203L221 205H219ZM3 204L4 203H2V205ZM165 204H167L168 206H167V208H165V210H162V207H164ZM218 206H220L222 211ZM223 206L224 207L226 206L225 207L226 209L229 208L226 211L228 213H225L226 209L223 208ZM263 210H264V208H262V210L260 211L261 213L263 212L262 215H264ZM238 211H237V213L241 212V211L240 212H238ZM195 212H198L200 215H196ZM208 212L209 213L211 212L212 215H215V216H212L211 213L209 214L210 216H212V218H211V220L213 219L212 222L217 221L214 218L218 219V217H219V220L222 219L220 217L223 215L224 216H229V215L232 216V218L230 216L227 217L228 222H225L227 218L224 219V216H223V220H225L224 221L225 224H224V222H222L223 220L222 221L218 220L217 223L215 222V224H217V225L219 224L218 226L220 228L223 227V229H224V227H225V230H226V228L228 229L230 227L228 230L231 232V234H230V232L226 231L230 235L229 234L224 235V233H225L224 231H223L224 233L222 234L221 233L222 231L218 230L217 232L219 233L220 236L217 234L218 237H215L217 235L214 234L215 231L213 233V230L216 228H219V227H217V225H216V226H214L216 228H214L212 230L213 225H211V224H214V223H211V220H209L210 218L208 216ZM231 212H233V214ZM206 215L208 217H206ZM257 215H259V216L257 217ZM239 216H242V215H239ZM207 218L210 222L208 220H204ZM252 220L255 222L256 226L253 224ZM85 221H86V224L88 225L86 227H84ZM119 221H121V220H119ZM205 221L209 222L210 224L205 223ZM156 222H158V224ZM251 222H252V224H251ZM154 223H156L157 225ZM228 223H231L230 226L227 225ZM223 224H224V226L221 227L220 225H223ZM263 224L262 225L260 224L261 229L264 227ZM208 225L209 226L211 225L212 228H209ZM249 225H250V227L248 228ZM251 225H253V227ZM29 226H32V227H29ZM242 226L245 229L247 228L248 230L247 229L246 230L248 232H246V230L243 231L242 229H244V228ZM250 228L251 229L253 228V232L254 231H256V232L255 233L251 232V230H249ZM204 232H206V235H204ZM243 232H244V234H242ZM202 233H203V235H202ZM207 233H209L208 236H210V237L207 236ZM245 233H246V235H245ZM251 233H253V234H251ZM36 234H39V233H36ZM33 235L34 236H31V239H29V240L30 241L34 240V242H35L34 244L36 245V241L38 240L36 238L37 235H35V234H33ZM258 235H257V237H259ZM235 236H237V237H235ZM178 237H177V239H178ZM188 237H189V239H188ZM197 237H200V238L205 237V238H202V240H201L200 238L198 239ZM181 238H180V240H181ZM185 238H186V240H183ZM211 238H212V240H211ZM252 238H250V240H248V244H246V242H244V241H247L246 237H245L246 240L244 239L243 241L239 240L240 242L239 241L236 242L238 244H242V246H240V248H239L238 244H236L237 247L239 248L238 253L243 248L245 249L246 247L250 246V244L252 245L251 242L249 244V241H251ZM204 239H206V240H204ZM233 239H231L232 242H233ZM257 239H259V238H257ZM257 239L255 238V240H257ZM180 240L178 239V241H180ZM221 240L225 241L224 244H221L222 243ZM159 241H161V240H159ZM182 241L180 242L181 247H182V244H184V242L182 243ZM200 241L196 242V243L200 244L201 243ZM232 242L230 241V243H228V246L226 245V248L227 247L230 248L231 247L230 245L235 247V242H233L234 245L231 244ZM243 243L246 244V247H245V245H243ZM259 244H260V242H259ZM134 245L137 246L138 244H134ZM206 245L208 246L207 243H206ZM263 245H264V243H263ZM189 246L187 245V247H189ZM260 246H261V244H260ZM184 247H185V245H184ZM184 247L182 248L183 251L185 250ZM234 247H231V249L229 251L231 252V250L233 248L232 251L235 253L237 248L236 247L234 248ZM250 247H253V246H250ZM210 248H211V246H210ZM253 248L257 249L258 246L255 247V245H254ZM263 248H264V246H263ZM188 249H190V247L187 248L186 250H188ZM221 249H223V246L219 248V251H221ZM262 249L260 252H263ZM135 250H136V248L133 246V250H132L133 253L136 252ZM245 250L249 251L248 254L245 253L246 255L251 254L252 257L254 256L253 255L254 252L250 253V250L247 248ZM245 250H242V252ZM190 251H191V249H190ZM225 251H223V252H225ZM253 251H254V249H253ZM227 252H225V255L227 254L229 256L230 254H229V252L228 253ZM188 253H190V252H188ZM192 253H194V252H192ZM192 253H190V256ZM220 253L223 254L222 252H220ZM234 253L233 254L231 253L234 256V258H232L233 260L236 258ZM240 254L242 255L241 252H240ZM187 255H189V254H187ZM195 255H196V253H195ZM256 255L258 256L257 253H256ZM263 255H262V257H263ZM181 256L184 257V255H181ZM233 256L230 255V257H233ZM245 256L242 257L239 255L234 261L239 259V257L245 258ZM251 256L249 255V257H251ZM130 257L131 256H129V258ZM183 257H181V258H183ZM193 257L196 258L195 261L197 260V258L200 259L198 256V253H197V256H192V259H193ZM249 257H246L247 260L244 259V261L247 263L251 262L250 259H248ZM259 257H260V255H259ZM259 257H258V259L257 258L255 259L254 257L253 258L255 260H257V262H258L260 259ZM95 258L97 259V254H96ZM181 258H180V260H181ZM188 258H186V260H187L186 262L189 264L190 260ZM184 259H183V261H184ZM190 259H191V257H190ZM233 260H232V262H234ZM197 261H196V263H197ZM200 261H202V260L200 259ZM230 261L231 260H229V262ZM190 262L192 263V261H190ZM205 262L203 261L202 264L203 263L205 264ZM237 262H239V261H237ZM257 262L253 261V263H251V264H254V263L256 264ZM262 262L263 263H261V264H264V261H262ZM184 263H185V261H184ZM217 264H219V263H217Z\"/></svg>","mask_w":264,"mask_h":264}]
</instances>
